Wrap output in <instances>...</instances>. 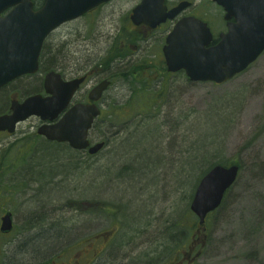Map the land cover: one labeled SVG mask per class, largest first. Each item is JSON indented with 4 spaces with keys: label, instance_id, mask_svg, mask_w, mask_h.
Wrapping results in <instances>:
<instances>
[{
    "label": "rangeland",
    "instance_id": "1",
    "mask_svg": "<svg viewBox=\"0 0 264 264\" xmlns=\"http://www.w3.org/2000/svg\"><path fill=\"white\" fill-rule=\"evenodd\" d=\"M137 1L116 0L64 24L44 43L41 71L65 68L77 76L96 69L98 80H111L110 106L103 107L111 124L90 131L91 142L106 143L96 156L48 144L36 135V119L13 136L0 134V217L9 211L14 224L9 236H0V264H38L40 249L51 256L97 223L119 227L115 249L133 250L140 261L168 257L170 264L195 232L190 203L216 164L237 165L239 174L197 235L204 246L193 264H264V53L220 86L161 78V49L172 23L138 40L129 22ZM197 5L188 13L216 33L225 29L207 0ZM38 76L20 83L26 92L37 88ZM137 82L145 89H136ZM8 98V89L0 90V114ZM117 176L122 180L114 182ZM136 233L141 237H130Z\"/></svg>",
    "mask_w": 264,
    "mask_h": 264
},
{
    "label": "water",
    "instance_id": "2",
    "mask_svg": "<svg viewBox=\"0 0 264 264\" xmlns=\"http://www.w3.org/2000/svg\"><path fill=\"white\" fill-rule=\"evenodd\" d=\"M110 0H44L34 11L32 0H0V87L12 80L34 74L45 38L62 24L72 21ZM164 0H142L132 11L134 25L155 28L167 19L173 20L187 4L182 3L168 13ZM221 6L224 19L232 17L237 23H227V33L212 48L205 49L211 39L206 24L193 17L179 20L168 34L163 48L168 72L184 70L191 82H213L222 85L244 71L264 50V0H210ZM50 73L45 78L49 98L32 96L22 104L12 102L11 114L0 116V132L13 133L17 123L32 116L53 121L68 105L83 79L63 83ZM109 86L102 81L89 93V100L97 101ZM99 115L95 105H75L54 125H43L37 133L49 141L65 142L78 151L94 155L104 143L89 146L88 132ZM237 166L212 167L200 179L192 202L191 212L204 230L206 216L221 204L225 192L233 185ZM0 232L12 230L9 212L1 217ZM204 242H202V246ZM198 256V255H197Z\"/></svg>",
    "mask_w": 264,
    "mask_h": 264
},
{
    "label": "flooded vegetation",
    "instance_id": "3",
    "mask_svg": "<svg viewBox=\"0 0 264 264\" xmlns=\"http://www.w3.org/2000/svg\"><path fill=\"white\" fill-rule=\"evenodd\" d=\"M115 0L109 2L106 5H109L113 3ZM141 0L137 1L136 5L139 4ZM201 0H165L164 4L167 10H170L172 8H175L182 2H189L190 6L189 8L195 9L197 8V2ZM103 5L93 12L90 13V15L98 12L102 7L106 6ZM135 5V6H136ZM185 14V12L183 13ZM183 14L181 17H183ZM231 22L234 23L235 19L232 18ZM226 23H224L225 27ZM162 27L159 26L155 30H152L146 26H134L131 24V28L133 31H136L137 33H140V36L138 37V40H141L142 38L149 37L151 35H154L155 32H157L160 28ZM211 30V29H210ZM226 27L224 31L219 32H225ZM212 38L213 40L210 42V44L207 47L214 46L217 42V36L215 37V32L211 30ZM122 42V41H121ZM122 46H124V43H122ZM134 46L136 49V45H126L124 48L129 47L131 48ZM160 63H162V60H159ZM49 72V71H48ZM47 71L45 73L40 74L38 77V82H37V88L28 94L26 90L24 89V85L20 84L24 79L30 80L31 78L36 77L37 75H32V76H26V78H20L17 79L10 84H8L5 89H8L9 93V103L12 101L16 100L19 102H22L24 99H26L28 96L39 94L43 97H45L44 93V76L48 73ZM56 72L61 76L63 81H70L76 78H85L84 82L81 84L80 88L72 98L70 104L66 108L65 112L74 106L75 104H96L98 108L100 109V117L103 115L104 110L103 107L107 104V106H110L108 101L105 99V93L101 96V98L97 102H92L88 99L89 92L91 91L92 88H94L99 82L102 80L106 79H100L98 80V77H95V75L98 74V71L94 70H89L85 72L82 75H73L69 76L66 74L65 68H57ZM178 74H165L163 77H174ZM184 75V74H183ZM139 77H142L144 75H138ZM141 81V80H140ZM88 83H91L88 88L83 89ZM3 88V89H4ZM10 107V104H9ZM9 108L6 113H8ZM98 120V119H97ZM96 120V122H97ZM102 126L106 127L109 126L110 123L107 120L101 121ZM41 124H39L40 126ZM38 128V127H37ZM88 233H85L83 238L75 242L72 246L69 245L66 249L64 250H58L56 251V248L53 250L55 251L53 255H44L43 250L40 249L43 259L38 263V264H168V257L165 261L163 262H155L152 261L151 259L149 260H143L140 261L138 256L135 255V252L133 250L125 251L121 250L120 248L112 247V240L113 238L117 235L119 231V227H104L102 223H97L94 226H91L89 229ZM127 236V235H126ZM129 237V236H127ZM130 237H141L139 233H136ZM199 238L197 235L191 236L190 241L187 244L186 247H184L182 250L177 252L175 255V259L173 262L170 264H187L188 261H193L194 255L197 253L196 247L198 245ZM194 263V262H193Z\"/></svg>",
    "mask_w": 264,
    "mask_h": 264
},
{
    "label": "bare ground",
    "instance_id": "4",
    "mask_svg": "<svg viewBox=\"0 0 264 264\" xmlns=\"http://www.w3.org/2000/svg\"><path fill=\"white\" fill-rule=\"evenodd\" d=\"M5 113H6V111L3 112V113H1L0 116H4ZM128 139H129V138H128ZM128 139H127V140H128ZM105 146H106V145H105ZM105 146H103V147L101 148V150H100L99 152H97L96 154H94V155H89V156H96L97 154H99V153L104 149ZM134 153H135V152H134ZM100 173H101L102 178H105L104 175H102V172H101V171H100ZM114 177H115V176H114ZM202 177H203V176H202ZM202 177H201V178H202ZM111 178H113V177H111ZM111 178L108 179V184H110V185L115 184L114 182H118V181H121V180H122V177H121V176H117V178H119V179L121 178V179H120V180H117V179L113 178V181H114V182H110V179H111ZM201 178H200V179H201ZM101 180H102V179H101ZM105 180H106V179H105ZM199 181H200V180H199ZM159 187H161V186H159ZM160 205H161V204H158V205H155V206L150 207L151 211L154 210V209H155V211H158L159 209L162 208V206H160ZM232 211H234L233 208H232ZM169 212H170V211H168V212L166 213V216H168ZM234 217H235V216H234V215L232 214V212H231V213H230V222L234 220ZM225 229H226V228H225ZM220 235H222L221 237H231V233H229V232H228V233H224V232L222 231ZM218 237H219V236H218Z\"/></svg>",
    "mask_w": 264,
    "mask_h": 264
},
{
    "label": "trees",
    "instance_id": "5",
    "mask_svg": "<svg viewBox=\"0 0 264 264\" xmlns=\"http://www.w3.org/2000/svg\"><path fill=\"white\" fill-rule=\"evenodd\" d=\"M41 4V0H34V6H36V7H38L39 5ZM129 78H130V76H129ZM129 78H127V80L129 79ZM130 80V79H129ZM136 89H138L137 88V86H136ZM138 90H140V89H138ZM211 158V157H210ZM200 159H198L197 158V161H195V162H198ZM195 162H192V161H190L189 162V168H190V170L192 171V164L193 163H195ZM201 165H200V163H199V166H198V168L200 167Z\"/></svg>",
    "mask_w": 264,
    "mask_h": 264
}]
</instances>
